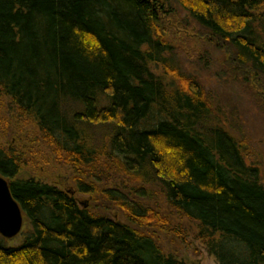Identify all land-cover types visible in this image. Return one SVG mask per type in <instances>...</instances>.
Instances as JSON below:
<instances>
[{
	"label": "trees",
	"instance_id": "16d2710c",
	"mask_svg": "<svg viewBox=\"0 0 264 264\" xmlns=\"http://www.w3.org/2000/svg\"><path fill=\"white\" fill-rule=\"evenodd\" d=\"M193 25L241 86L244 73L264 79V0H0V109L80 176L81 193L95 196L110 174L156 186L218 264H264L261 170L176 61L171 36ZM24 157L0 146L27 224L16 247L0 237V264H184L152 238V227L174 229L158 212L102 190L127 221L95 214L26 176Z\"/></svg>",
	"mask_w": 264,
	"mask_h": 264
},
{
	"label": "rangeland",
	"instance_id": "374dc122",
	"mask_svg": "<svg viewBox=\"0 0 264 264\" xmlns=\"http://www.w3.org/2000/svg\"><path fill=\"white\" fill-rule=\"evenodd\" d=\"M177 13V17L173 20L179 25L184 14ZM180 31H175L177 36H171L172 45L178 52L177 64L187 75L191 74L200 81L202 89L211 101L215 120L238 142L245 145V163L259 167L264 179V99L261 102L256 98L257 90L262 92L261 88L264 89V79H260L261 82L257 85L244 73L250 79L251 86L246 85L247 88L241 86L243 78L236 73H228L229 63L223 53L204 44V40L196 33L197 29L194 25L184 33ZM38 140L39 137L30 127L20 125L7 112L5 114L4 109H0V146L11 147L24 154L26 176L29 175L37 181L66 190L76 198L81 208L85 207L95 214L126 222L122 208L103 197L100 191L112 190L115 194L122 193L131 204H140L155 213L158 212L170 223L169 226L174 228L170 231L160 225L150 228L152 238L157 240L166 254H172L184 264H218L197 241V227L191 222L171 216L156 186H142L122 177V174L115 176L110 174L108 182L99 183L100 191L95 196L81 193L76 185L80 176L65 164H57L53 155ZM140 192L142 198L135 195ZM23 223L22 230L27 226L25 221ZM22 237V234H19L13 239L5 240L2 237L1 239L5 246L16 247L20 245Z\"/></svg>",
	"mask_w": 264,
	"mask_h": 264
},
{
	"label": "water",
	"instance_id": "95a60500",
	"mask_svg": "<svg viewBox=\"0 0 264 264\" xmlns=\"http://www.w3.org/2000/svg\"><path fill=\"white\" fill-rule=\"evenodd\" d=\"M23 212L13 199L7 179L0 176V236L13 239L23 227Z\"/></svg>",
	"mask_w": 264,
	"mask_h": 264
}]
</instances>
